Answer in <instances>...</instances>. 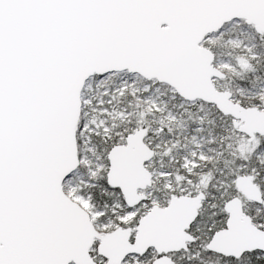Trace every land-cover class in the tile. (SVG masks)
I'll use <instances>...</instances> for the list:
<instances>
[{"label": "snow or ice", "instance_id": "snow-or-ice-1", "mask_svg": "<svg viewBox=\"0 0 264 264\" xmlns=\"http://www.w3.org/2000/svg\"><path fill=\"white\" fill-rule=\"evenodd\" d=\"M0 264H264V0H0Z\"/></svg>", "mask_w": 264, "mask_h": 264}]
</instances>
